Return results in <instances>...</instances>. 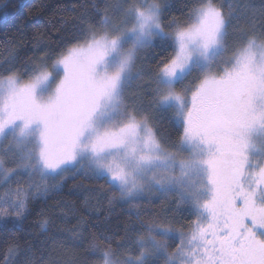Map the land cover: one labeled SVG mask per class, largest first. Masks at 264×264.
Masks as SVG:
<instances>
[{
    "label": "snow or ice",
    "instance_id": "1",
    "mask_svg": "<svg viewBox=\"0 0 264 264\" xmlns=\"http://www.w3.org/2000/svg\"><path fill=\"white\" fill-rule=\"evenodd\" d=\"M170 7L167 0H116L102 14L75 17L54 58L41 49L39 62L21 70L9 54L0 74V154L11 153L16 167L0 159V225L11 221L22 231L33 201L69 175L91 174L128 203L146 192L174 193L177 206L195 216L186 231L133 228L134 257L121 259L110 236L93 239L95 264H264V13L257 26L238 0H195L165 25ZM157 41L172 52L157 61L149 107L171 112L182 129L170 145L140 97L126 98L141 77L140 54ZM22 174L27 186L15 181L12 188ZM48 225L42 218L40 229ZM18 252L10 246L4 264Z\"/></svg>",
    "mask_w": 264,
    "mask_h": 264
},
{
    "label": "trees",
    "instance_id": "2",
    "mask_svg": "<svg viewBox=\"0 0 264 264\" xmlns=\"http://www.w3.org/2000/svg\"><path fill=\"white\" fill-rule=\"evenodd\" d=\"M116 0H0V74L8 67L10 53L17 57L15 66H33L39 62L41 49L54 58L53 50L66 45L62 37H70L74 29L75 17L81 13L101 14L105 5ZM134 2V0H133ZM195 0H167L171 6L165 12L163 23L167 25L172 16L183 18L188 7ZM247 5L249 16L257 20V26L264 13V0H238ZM99 17L97 16V19ZM244 31L249 28L241 21ZM167 30V28H166ZM238 39V34H233ZM172 48L162 49L159 41L152 49L140 54L137 69L141 77L134 82L130 102L140 97L139 103L146 112L155 117L151 121L158 136L166 145L176 144L182 129L173 121L171 112L159 113L149 107L152 103V89L155 88L157 61L161 56L171 54ZM51 63V61H48ZM192 76L189 77V80ZM28 177L22 174L14 177L11 187L18 181L27 186ZM6 185L0 184V194ZM157 198H139L132 203L122 200L118 191L103 179L90 174L69 175L62 187L51 191L47 198L38 199L30 204V214L24 222L22 231H17L11 221L4 227L0 225V264L10 246L18 245L19 252L9 264H25L28 256L32 264H95L97 257L89 251V242L102 236L112 237L111 246L117 255L124 259L136 256L138 249L132 240L137 233L133 228L144 231L142 225L163 224L177 230H187L195 216L186 211V205L177 206L178 197L174 193ZM42 218L49 220L47 232L39 223ZM75 232V237H74ZM126 237L131 240L125 248L117 249V243ZM177 241H169V252L175 249ZM150 264H164L163 258L153 259Z\"/></svg>",
    "mask_w": 264,
    "mask_h": 264
},
{
    "label": "rangeland",
    "instance_id": "3",
    "mask_svg": "<svg viewBox=\"0 0 264 264\" xmlns=\"http://www.w3.org/2000/svg\"><path fill=\"white\" fill-rule=\"evenodd\" d=\"M231 53L229 52L227 55H230ZM225 58H227V56L225 57ZM135 71V70H134ZM196 73H193V75H192V79L191 80H193V79H195L196 78ZM187 83V82H186ZM131 92H129V93H126V98L129 100V102H130V98H131V94H130ZM8 141H4L3 142V147H7L8 146ZM182 155H186V153H184V154H182ZM0 159H3L4 160V166L6 167V168H15L16 167V159H15V157H13L12 156V154L11 153H8V155L7 156H4V155H2V154H0ZM91 175V174H90ZM152 197V198H157V197H161V196H169L168 194H165V193H159V192H146L145 194H144V197ZM143 198V197H142Z\"/></svg>",
    "mask_w": 264,
    "mask_h": 264
}]
</instances>
